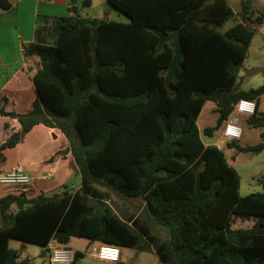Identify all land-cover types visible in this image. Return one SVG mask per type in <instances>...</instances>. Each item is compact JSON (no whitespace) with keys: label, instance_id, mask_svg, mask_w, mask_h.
Instances as JSON below:
<instances>
[{"label":"trees","instance_id":"obj_1","mask_svg":"<svg viewBox=\"0 0 264 264\" xmlns=\"http://www.w3.org/2000/svg\"><path fill=\"white\" fill-rule=\"evenodd\" d=\"M107 1L127 19L84 16L88 2L71 4L54 18L50 30L61 29L52 43L23 44L25 55L39 57L36 96L25 112L0 107L4 126L20 124L0 144V167L4 149L42 123L68 140L82 184L74 192L0 196V264L31 263L9 239L47 246L71 237L153 249L162 264H264V191L241 195L237 171L223 149L204 144L197 125L212 102L216 123L202 131L212 136L239 98L256 103L247 124L264 125V84L244 90L238 81L255 32L245 22L253 0H240L244 21L227 29L228 0ZM255 19L263 22L264 13ZM226 146L258 153L264 142ZM237 218L252 224L236 227ZM74 255L78 264L84 253Z\"/></svg>","mask_w":264,"mask_h":264},{"label":"crops","instance_id":"obj_2","mask_svg":"<svg viewBox=\"0 0 264 264\" xmlns=\"http://www.w3.org/2000/svg\"><path fill=\"white\" fill-rule=\"evenodd\" d=\"M8 1L10 2L9 8H0V18H2V23H0L3 28L11 26L15 30H0V107L3 106L6 110L14 109L17 112H25L30 109L36 96L31 74L38 67L39 57L25 55L24 43L36 41L52 43L55 34L50 29L53 27L54 18L68 15V7L71 4L88 2L89 5L83 6L81 9L84 16L108 17L114 20L127 19L124 15V18L120 19V14L115 11L116 9L110 8L107 0H105L106 6L102 3L103 1L95 4V0ZM112 12L116 15H111ZM3 97L8 99L6 103H4ZM5 120L7 121V119ZM7 122V125L4 126L0 118V144L12 132L20 129V124L16 119H9ZM203 142L206 144L205 140ZM9 150H14L12 157L7 158L0 170H6L14 165L24 168L32 178L27 196L52 195L63 190L74 192L81 187V177L69 149L68 140L58 128L42 123L37 124L24 134L19 143L4 149L5 157ZM14 191L18 190L2 188L0 196ZM121 206L126 209L125 205L121 204ZM16 209V205H11L10 211L15 212ZM10 241L11 239L8 244ZM71 243L70 239L65 246L84 254L87 250L89 253L90 247L94 245L90 241L86 250H82L77 246L71 247ZM44 247L47 249V246ZM150 251L154 250L150 249ZM89 255L91 254L89 253ZM117 264H123L121 250L120 260Z\"/></svg>","mask_w":264,"mask_h":264},{"label":"rangeland","instance_id":"obj_3","mask_svg":"<svg viewBox=\"0 0 264 264\" xmlns=\"http://www.w3.org/2000/svg\"><path fill=\"white\" fill-rule=\"evenodd\" d=\"M101 1H103L102 3H104V6H106L105 0H95V4ZM229 3L234 10V15L233 17L225 21V23L222 25V29H227L236 22L242 20L244 21L242 17L240 0H229ZM110 8L115 10L111 5ZM115 11L120 14V19L124 18L122 13H120L118 10ZM261 13H264V0H253V13L252 15H250V19L245 20V22L253 27L255 29V32L248 47L246 57L243 61V65L239 71L238 77L239 85L244 90H247L249 88H256L264 84V20L263 22L259 23L255 19V17H259ZM113 14L115 13L112 12L111 15ZM0 22L2 23V18H0ZM1 23L0 30H15V28L11 26L3 28ZM214 106L215 105L212 102H207L201 109V112L197 119V125L200 128L201 136L203 140L208 143L214 142L219 136L218 130H216L212 136H206L202 133L205 127L213 126L216 123L217 114L215 112ZM258 110L260 113H264V93L260 96V104ZM241 121L243 122V133L241 139L237 140V144L254 145L259 142H264V125L252 127L247 124L244 117L240 118V122ZM13 151L14 150L7 151L6 159L3 164L6 162L7 158L10 159L12 157ZM223 152L228 163L235 168L239 175V192L241 195H245L250 192L264 191V149L258 153H251L238 152L235 147L225 146L223 148ZM2 188H6V186L0 185V191L2 190ZM111 194L115 202L123 201V199L118 195L114 193ZM125 202L127 205L128 201ZM136 203L138 210V207L142 205V200L137 199ZM130 205L132 206V204ZM251 224L252 220L249 219L237 218L235 221L236 227H246ZM71 240V247L77 246L82 250H86L87 246L90 243V240L85 237H72ZM93 243L94 245H96L95 242ZM9 246L18 250L19 259L29 257L31 259L30 264H50L49 250L38 243L23 241L19 239H11ZM120 250L123 264H162L159 257L154 251L140 250L137 247L129 246H120ZM77 263L117 264L116 262H108L94 258L89 255L88 250L85 251V254L82 257L78 258Z\"/></svg>","mask_w":264,"mask_h":264},{"label":"built area","instance_id":"obj_4","mask_svg":"<svg viewBox=\"0 0 264 264\" xmlns=\"http://www.w3.org/2000/svg\"><path fill=\"white\" fill-rule=\"evenodd\" d=\"M256 103L252 99L239 98L232 104V108L227 118L218 129L219 136L212 142H206L205 145H214L217 149L222 150L227 142L241 139L243 126L240 123L241 117H250L254 114ZM30 174L20 165H14L6 170H0V185L10 189L18 190L27 194L31 183ZM49 250L50 264H73L75 260L74 250L50 240L47 244ZM89 253L94 258L109 262H119L120 248L118 245L98 243L89 249Z\"/></svg>","mask_w":264,"mask_h":264},{"label":"water","instance_id":"obj_5","mask_svg":"<svg viewBox=\"0 0 264 264\" xmlns=\"http://www.w3.org/2000/svg\"><path fill=\"white\" fill-rule=\"evenodd\" d=\"M61 29V27L60 26H55L54 28H53V33L56 35L58 32H59V30Z\"/></svg>","mask_w":264,"mask_h":264}]
</instances>
